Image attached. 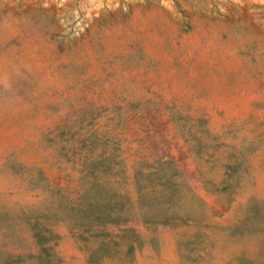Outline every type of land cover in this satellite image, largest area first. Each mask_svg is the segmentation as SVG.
<instances>
[{
  "label": "rangeland",
  "instance_id": "obj_1",
  "mask_svg": "<svg viewBox=\"0 0 264 264\" xmlns=\"http://www.w3.org/2000/svg\"><path fill=\"white\" fill-rule=\"evenodd\" d=\"M0 264H264V0H0Z\"/></svg>",
  "mask_w": 264,
  "mask_h": 264
}]
</instances>
